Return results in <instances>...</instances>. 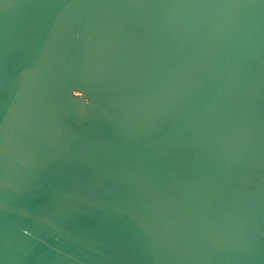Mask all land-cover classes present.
Masks as SVG:
<instances>
[{
  "label": "water",
  "instance_id": "1",
  "mask_svg": "<svg viewBox=\"0 0 264 264\" xmlns=\"http://www.w3.org/2000/svg\"><path fill=\"white\" fill-rule=\"evenodd\" d=\"M0 264H264V0H0Z\"/></svg>",
  "mask_w": 264,
  "mask_h": 264
}]
</instances>
